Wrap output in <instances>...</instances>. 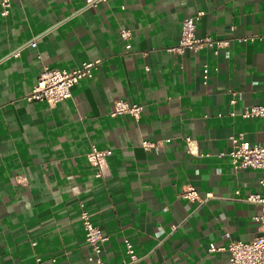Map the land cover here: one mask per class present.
<instances>
[{"label":"crops","instance_id":"1","mask_svg":"<svg viewBox=\"0 0 264 264\" xmlns=\"http://www.w3.org/2000/svg\"><path fill=\"white\" fill-rule=\"evenodd\" d=\"M12 3L8 15L0 9V264L37 257L93 264L84 209L109 237L108 261L231 264L228 250L212 252L210 244L254 239V216L263 211L246 199L264 192L261 170L236 166L226 153L233 134L264 142V117L242 116L246 106L264 104V0ZM199 11L197 35L229 38L228 56L207 46L170 50L182 20ZM122 28L132 31L129 50ZM97 59L72 97L55 106L25 99L44 66L72 69ZM117 98L142 103L141 117L112 116ZM144 138L159 149H144ZM93 144L113 151L103 177L87 157ZM189 184L200 200L182 196Z\"/></svg>","mask_w":264,"mask_h":264},{"label":"built area","instance_id":"2","mask_svg":"<svg viewBox=\"0 0 264 264\" xmlns=\"http://www.w3.org/2000/svg\"><path fill=\"white\" fill-rule=\"evenodd\" d=\"M101 0H87L89 5H96ZM12 0H0V9L2 15H8L11 12ZM204 11H199L196 14L185 17L181 23V35L179 42L170 48L171 51L176 53H185L186 51H198L199 49L207 46L214 49V52L218 54L220 51H224L225 55H229L228 47L231 43L229 38H213L212 36H198L196 33L197 21L204 14ZM132 31L129 28H122L120 36L126 41L125 48L129 50L132 47L130 43V37ZM264 39V34L260 36ZM241 41H246L248 38H239ZM32 46H36L37 42L32 40ZM20 49L14 52V55H19ZM101 60L84 61L81 65L72 68H52L44 66L36 83L31 90L25 96L27 101H46L50 106H55L59 102L72 97L73 87L84 78L92 77L94 71L98 68ZM210 74V69L205 66L203 69V80L206 83ZM232 103H236L238 100V93L232 91ZM144 110L142 103H131L124 98H117L114 101V107L111 111L112 116H118L122 114H130L133 117L139 119ZM243 117L260 116L264 117V104H253L246 106L242 112ZM232 147L226 153L231 161L242 168H257L261 170L262 175L259 183L264 187V142L250 143L244 138L242 132L233 134L231 137ZM170 139H167L169 141ZM186 141L188 144V151L196 153L198 151V145L196 140L187 136ZM142 147L146 150H158L160 142L144 138L142 140ZM113 151L111 148H99L93 144L90 152L87 154L88 160L92 166L96 168V176L103 177L108 172L109 157ZM236 193H240L237 190ZM182 196L190 201L200 200L201 196L199 191L194 185H187ZM212 196V193H208L207 197ZM250 202L261 204L263 211L260 214L254 216V219L259 223V234L250 241L231 240L227 246H218L215 243H211L209 250L217 252L221 250H228L230 253L231 264H264V192L263 193H251L246 198ZM80 219L82 220L85 230V240L91 248V254L88 259L93 264H130L128 261L120 263L108 261L103 257L104 244L109 237L104 234L101 228L96 225L91 213L84 209L80 213ZM127 253L130 255L131 262L138 260V256L134 251L133 244L130 241H126ZM33 264H44L42 258L37 257ZM70 264V263H69Z\"/></svg>","mask_w":264,"mask_h":264}]
</instances>
